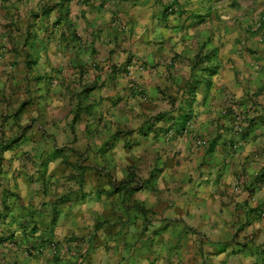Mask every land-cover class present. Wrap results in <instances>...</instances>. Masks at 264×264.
<instances>
[{
	"label": "crops",
	"instance_id": "obj_1",
	"mask_svg": "<svg viewBox=\"0 0 264 264\" xmlns=\"http://www.w3.org/2000/svg\"><path fill=\"white\" fill-rule=\"evenodd\" d=\"M0 264H264V0H0Z\"/></svg>",
	"mask_w": 264,
	"mask_h": 264
},
{
	"label": "built area",
	"instance_id": "obj_2",
	"mask_svg": "<svg viewBox=\"0 0 264 264\" xmlns=\"http://www.w3.org/2000/svg\"><path fill=\"white\" fill-rule=\"evenodd\" d=\"M174 9L172 8L171 11H173ZM262 27V23L260 21H257L254 26H253V31H259Z\"/></svg>",
	"mask_w": 264,
	"mask_h": 264
}]
</instances>
